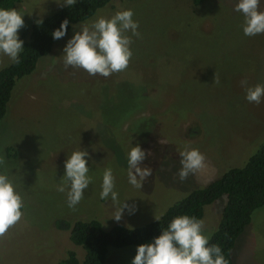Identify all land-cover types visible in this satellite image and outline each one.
<instances>
[{
    "label": "rangeland",
    "instance_id": "rangeland-1",
    "mask_svg": "<svg viewBox=\"0 0 264 264\" xmlns=\"http://www.w3.org/2000/svg\"><path fill=\"white\" fill-rule=\"evenodd\" d=\"M235 3L114 0L86 22L133 10L141 35L132 38L133 56L124 71L104 78L66 69L60 56L72 28L17 82L0 126V172L15 181L24 209L0 236V264H58L75 250L69 232L57 226L61 219H98L107 229L145 226L257 153L264 142V99L248 103L240 81L264 84V34L243 35ZM61 7L55 0H21L15 9L24 14L18 30L24 43L37 19ZM259 9L264 11V0ZM10 63L0 55V70ZM131 143L151 152L144 164L153 172L142 189L127 182ZM79 147L91 156L94 179L84 199L69 209L56 186L66 155ZM185 147L199 149L206 167L181 182L178 152ZM104 167L113 169L119 199L138 206L119 222L111 219L110 202L99 199ZM226 203L223 196L205 208V235L218 227ZM135 250L111 249L106 264H131ZM233 257L236 264H264V208L238 238Z\"/></svg>",
    "mask_w": 264,
    "mask_h": 264
},
{
    "label": "clouds",
    "instance_id": "clouds-1",
    "mask_svg": "<svg viewBox=\"0 0 264 264\" xmlns=\"http://www.w3.org/2000/svg\"><path fill=\"white\" fill-rule=\"evenodd\" d=\"M58 6L71 8L77 0H55ZM262 0H236L233 11L243 17L241 24L244 36L264 34V11L259 9ZM24 14L15 8L0 7V55L6 56L12 64L20 63L24 41L18 30L24 27ZM132 9L116 11L110 17L97 15L90 22L79 27L72 25L73 35L62 49L64 67L80 68L90 76L107 78L113 73L124 71L133 56V37H140L139 22ZM35 23L42 24L43 19ZM69 20L65 18L58 28L51 32L53 40L65 37ZM78 29V30H77ZM245 89L248 103L260 104L264 99V84L248 86L247 80L240 81ZM151 152L139 143L131 146L126 154L127 182L134 189H142L153 169L144 164ZM180 168L176 175L183 182L189 175L206 167L205 156L197 148L179 150ZM87 150L79 147L73 150L63 162L64 174L56 190L64 193L69 209H74L82 199L85 190L93 182ZM3 161L0 159V164ZM94 164L95 162L92 161ZM99 199L110 202L112 218L119 222L125 212L134 215L138 206L130 199L121 201L116 190V177L112 167H104L101 174ZM24 201L15 181L7 172H0V236L15 225L22 217ZM154 219L159 222L160 217ZM204 221L187 214L173 217L159 235L151 242L136 247L131 264H228L218 244H210V236L203 232ZM129 230H132L131 228Z\"/></svg>",
    "mask_w": 264,
    "mask_h": 264
},
{
    "label": "trees",
    "instance_id": "trees-1",
    "mask_svg": "<svg viewBox=\"0 0 264 264\" xmlns=\"http://www.w3.org/2000/svg\"><path fill=\"white\" fill-rule=\"evenodd\" d=\"M113 1L77 0L71 8L61 7L46 17L42 24L35 23L32 26L29 39L24 43L25 49L20 54V63H10L0 70V126L17 82L31 75L40 59L48 56L58 41L51 38V32L67 18V36L72 30V25L90 20ZM202 1L195 0L197 4ZM20 2L21 0H0V7L15 8ZM223 196L227 197V203L209 243L218 244L222 248L228 264H236L233 257L236 242L251 224L254 213L264 208V142L243 167L232 168L208 186L192 191L170 207L159 222L153 221L129 230L130 227L121 224L107 229L98 219H61L57 226L60 230L69 232L75 250L70 251L58 264H106L111 249L137 247L151 242L153 237L159 235L160 228L166 227L170 220L178 215L187 214L203 219L205 208Z\"/></svg>",
    "mask_w": 264,
    "mask_h": 264
}]
</instances>
